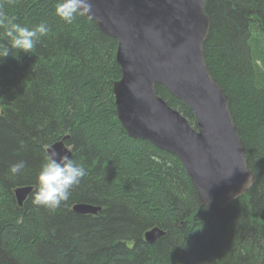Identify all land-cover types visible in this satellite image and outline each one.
Masks as SVG:
<instances>
[{"label":"trees","instance_id":"16d2710c","mask_svg":"<svg viewBox=\"0 0 264 264\" xmlns=\"http://www.w3.org/2000/svg\"><path fill=\"white\" fill-rule=\"evenodd\" d=\"M57 2L0 0L10 20L50 29L33 53L0 59V264H264V0L206 3V59L257 176L215 206L202 204L178 156L128 135L113 93L118 40L92 17L65 23ZM156 91L196 126L187 103L163 84ZM61 139L87 174L52 211L33 198L47 147ZM18 160L27 166L14 177L8 167ZM26 185L19 205L15 190ZM79 202L101 209L80 214ZM155 226L167 233L148 242Z\"/></svg>","mask_w":264,"mask_h":264},{"label":"water","instance_id":"95a60500","mask_svg":"<svg viewBox=\"0 0 264 264\" xmlns=\"http://www.w3.org/2000/svg\"><path fill=\"white\" fill-rule=\"evenodd\" d=\"M207 0H93L91 15L118 40L116 60L121 77L114 82L117 116L133 138L148 140L178 156L205 206L225 204L247 192L257 176L247 160L229 95L212 74L204 43L211 19ZM163 84L187 103L196 116L193 126L156 91ZM68 137V136H66ZM72 156L61 139L47 147ZM33 186L16 189L23 205ZM80 214L101 206L79 202ZM167 230L145 232L154 242Z\"/></svg>","mask_w":264,"mask_h":264},{"label":"clouds","instance_id":"9594fccd","mask_svg":"<svg viewBox=\"0 0 264 264\" xmlns=\"http://www.w3.org/2000/svg\"><path fill=\"white\" fill-rule=\"evenodd\" d=\"M93 8V0H58L54 12L65 23L71 24L77 17L91 18ZM0 27L5 29L4 36L8 41L0 43V59L13 55V50L33 53L41 37L50 31L44 21L28 27L10 20L3 12H0ZM13 56L18 58L16 54ZM26 166L25 161L18 160L9 165L8 172L15 177L20 175ZM86 174V169L81 164L52 148L37 174L38 188L33 203L52 211L60 208L62 203L69 200L73 187L79 185Z\"/></svg>","mask_w":264,"mask_h":264},{"label":"bare ground","instance_id":"6f19581e","mask_svg":"<svg viewBox=\"0 0 264 264\" xmlns=\"http://www.w3.org/2000/svg\"><path fill=\"white\" fill-rule=\"evenodd\" d=\"M26 186H28V185H26ZM15 192H16V190H15ZM84 203V202H83ZM86 203V202H85Z\"/></svg>","mask_w":264,"mask_h":264},{"label":"rangeland","instance_id":"374dc122","mask_svg":"<svg viewBox=\"0 0 264 264\" xmlns=\"http://www.w3.org/2000/svg\"><path fill=\"white\" fill-rule=\"evenodd\" d=\"M194 126V125H193Z\"/></svg>","mask_w":264,"mask_h":264}]
</instances>
